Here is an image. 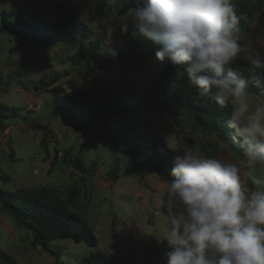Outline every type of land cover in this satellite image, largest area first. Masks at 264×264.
Masks as SVG:
<instances>
[{"label":"rangeland","instance_id":"374dc122","mask_svg":"<svg viewBox=\"0 0 264 264\" xmlns=\"http://www.w3.org/2000/svg\"><path fill=\"white\" fill-rule=\"evenodd\" d=\"M70 5L92 31L101 33V25L114 29L104 40L102 56L88 64L91 56L84 41L81 45L63 38L42 44L26 42L3 30L0 15V102L21 108L20 115L7 121L0 134V187H47L64 191L69 186L80 188L86 205V219L97 238L95 247L84 241L57 239L51 242L55 255L33 244L31 234L17 225L13 217L0 208V248L18 264H76L94 250H101L119 264H167L166 241L171 217L163 210L162 200L167 183L161 180L150 162H143V186L138 180L130 150L135 136L156 139L158 160L169 167L174 155L185 148L198 146L206 155L226 162L241 163L217 142V150L198 131L178 126L173 116L161 107V94L155 88L161 66L156 46L136 33L127 23V32L120 12L124 0H0V13L6 11L13 20L20 16L32 21L52 22L54 4ZM241 36V34H240ZM249 45L262 44L260 37L245 33ZM115 53V55H113ZM60 73L51 91H32L46 74ZM111 91L122 92L126 98L119 103L120 112L103 125L106 135L77 126V119L64 106L62 95L68 84L87 89L97 84L96 77ZM254 102L264 101V89L252 93ZM130 126L131 130H125ZM161 139V141L159 140ZM55 167L50 170V163ZM243 170L244 166L241 164ZM117 178L113 180L110 171ZM6 178V180H4ZM251 188L247 177H242Z\"/></svg>","mask_w":264,"mask_h":264},{"label":"clouds","instance_id":"9594fccd","mask_svg":"<svg viewBox=\"0 0 264 264\" xmlns=\"http://www.w3.org/2000/svg\"><path fill=\"white\" fill-rule=\"evenodd\" d=\"M121 19L123 32L130 22L137 30L133 36L156 46L157 60L182 66L201 97L211 94L218 105L231 108L226 126L245 157L240 164L226 162L198 146L175 153L167 195L178 211L162 240L169 249L167 264H264V101L252 100L248 79L231 67L243 51L234 3L143 0ZM108 30L111 43L114 29ZM250 59L264 67L259 55Z\"/></svg>","mask_w":264,"mask_h":264},{"label":"trees","instance_id":"16d2710c","mask_svg":"<svg viewBox=\"0 0 264 264\" xmlns=\"http://www.w3.org/2000/svg\"><path fill=\"white\" fill-rule=\"evenodd\" d=\"M137 2L143 3V0H133L132 5H123L120 12L127 11L128 7L135 6ZM232 2L241 18L240 44L243 51L231 67L239 68L249 81V91L255 93L264 89V67L254 66L250 59L256 55L264 59V0H232ZM0 15L3 30L7 29L22 41L38 40L42 44H50L67 37L78 43L80 48L83 42L87 41L86 46L91 56L85 60L89 64L92 59L93 67L97 66L95 64L102 56L104 40L109 34L108 26L103 24L101 33L92 36V31L81 17L64 2L54 4L52 22H35L30 17L24 16L13 20L6 11H1ZM246 32L260 37L263 43L255 47L249 45L245 39ZM61 77L62 74L56 72L46 74L33 85L32 91H51L53 89L51 86ZM95 81L97 84L87 89L69 83L67 91H64L61 98L64 106L77 119V126L106 135L103 129L105 121L120 112L119 103L127 96L125 93L109 90L105 83L100 81L99 76ZM9 82L8 80L0 89L5 90ZM155 88L160 91L162 109L175 118L178 126L198 131L208 139L214 136L215 142L208 143L212 149L217 150V142H220L232 155L241 161L245 159L239 143L233 140L232 130L226 126L231 108L218 105L211 94L201 97L198 90L183 74L182 66L174 65L170 60H166L161 66ZM20 112L21 108L0 102V134L7 129V121L18 117ZM125 130H131V127L128 126ZM134 142L130 152L135 154L133 165L141 184L147 186L143 181L145 177L143 162H150L154 173L161 180L169 182L173 165L167 167L158 160L153 161L157 157L156 154H159L156 149V139L147 141L137 135ZM136 156L142 158L143 162L136 159ZM52 167H55L54 161L50 163V170ZM110 176L113 180L117 178L113 170L110 171ZM0 208L8 212L17 225L29 231L33 244L40 245L52 255L56 253L51 247V242L57 239L84 241L90 247L97 245V238L85 217L88 214L83 194L77 186H69L62 192L47 187L17 188L13 191L0 187ZM162 208L170 217L178 211V206L169 199L167 193L163 197ZM0 264H18V262L0 248ZM76 264L119 263L108 258L101 250L94 249L84 254Z\"/></svg>","mask_w":264,"mask_h":264}]
</instances>
